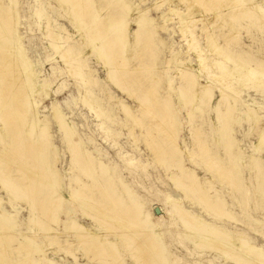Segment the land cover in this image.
<instances>
[{
    "label": "bare ground",
    "instance_id": "obj_1",
    "mask_svg": "<svg viewBox=\"0 0 264 264\" xmlns=\"http://www.w3.org/2000/svg\"><path fill=\"white\" fill-rule=\"evenodd\" d=\"M52 1L56 2L57 7L62 10L69 23L78 33L80 48L78 51L73 45H70L67 49H63L60 45L59 31L53 28L50 18L45 16L44 30L47 33L46 37L49 41V46L65 66L69 77L75 79L80 85L81 95L79 94V96L83 106L88 111L93 112L96 118H101L103 120L102 125H105L106 122H114L115 114H113L109 105L101 103V99H97V97L96 99L92 98L95 89L98 88L102 94H104L105 89H102L99 79L92 74L93 71L87 66L86 56L88 57L89 53L93 54L96 60L102 64L103 70L106 72L107 77L105 80L107 82L111 83L122 93L135 97L134 93H132L134 91H128L123 81H119L114 69L128 70V49L131 48V45H137L142 42L151 48V46H155L157 41H159V45H162L163 42L159 39L158 33L166 31V23L171 21L172 17L175 16L178 19V32L182 35L188 50L194 54L198 70L206 74L208 81L206 84L201 85L198 82L199 78L186 70L189 67L192 68L189 59L181 61L179 60L180 58L174 56V58L167 60V65H174L173 78H177L180 82V93L176 98L177 103H181L184 106L190 103L192 108L190 105L191 110L187 111V116H190L195 110H198L197 104L209 105L213 101L214 87L209 81H212L223 89L221 97L224 96L230 102L226 101V118L223 120L220 129L219 140L224 152V159L225 157L228 159V166L223 164V157L216 152L212 153L213 150L210 151L206 143L201 141L197 149H191V151H189L190 149H181L182 147H180L177 141L178 127L180 128V126L177 127L178 122L175 117L177 113L175 112L174 105L172 103L170 106L167 101H163L159 105V103L154 101L157 105V108L154 109L152 107V99H154L156 92L153 88L147 91L151 99L138 103L136 111L139 113L146 112V116L149 114L155 118L157 127H159L157 129L163 131L165 142L169 149L168 151L158 149L159 145L157 144L158 146H156V142L151 139H145L144 144L146 149L152 154L154 162L169 167L165 175L172 187L182 193L184 200H192L207 218L219 220L227 217L235 221L233 215L230 214L231 212H228L227 207L229 204L224 201L225 199H218L216 195L218 191L210 187L212 181H207L208 178H206V182L200 183L195 172L185 168L183 162L184 158H186L189 163L197 165V160L204 156L206 160L203 165L207 173H216L221 177L223 184L226 182L229 186L243 188L245 189L244 192H247L246 187L242 185V180L244 179L241 174L240 165L242 164V158L248 156H244L237 140L233 137V130L230 124L237 113L235 105L240 101V91L238 88H234L233 83L234 81L239 82L238 79L241 78L240 82H243L244 86L249 83L260 89L264 86V64H254L252 66L247 61L248 66L244 67V64L247 65V63L243 60L236 62L228 52H225L216 43L215 36L211 34L206 37V49L215 56L213 58L215 60L212 63L215 73L212 74L210 68H207V50L197 42L194 25L201 22L203 25L218 23L221 27H228L230 23H228V17L231 13L234 12L235 14V12H238L239 19L252 17L255 14L257 2L253 0H156L150 7L142 11L139 7L146 0H139L137 4L133 3V0H110L109 5H112L116 14L105 18L106 15L104 17V13L98 8L99 5H97L98 1L96 0ZM19 5V0H0V190L10 191L20 200L26 202L32 216L30 220L33 222V225L42 230L55 247L63 250V247L67 245L69 247L68 250H63L66 253H69L72 249V244H69V240L65 241L67 242L66 244H62L58 238L64 234H72L76 238L78 246L90 244L92 248L101 250L104 253V258L105 256L106 258L109 257L106 263L104 261L101 264H126L123 258L119 256V250L116 249L117 241L107 240L104 235L105 231H101L99 228L107 224L114 228L116 227L119 240L123 243L124 247H127L126 250L131 253V259L137 262V264H173L176 258L169 253L156 222L159 213H155V209L160 210V213L164 209L154 206L151 211L144 210L140 198L125 184L118 175L116 168H110L101 162L99 159L100 153L93 156L92 153L88 152L83 146L84 143L79 138L75 126L67 122L64 114L52 102V121L61 139L67 143L66 149L70 156L71 169H69L71 170V174L78 169L80 173L82 172L84 175L90 177L92 181L91 185L88 186L81 184L83 181L80 183L81 179L79 180V177L72 178L71 176L68 180L69 186L67 191H63V183L56 169V150L52 144L49 123L46 118L40 117L36 102L41 93L46 98L51 96L49 85L46 81L42 82L40 86L36 83L32 63L20 41L18 33V22L20 20ZM164 5L168 9L167 12L161 11V15L157 17L160 22L159 24L156 18L149 15V12L161 10ZM180 5L185 6V11H180ZM200 8H202L203 12H200ZM104 11L106 10L104 9ZM257 12H259L256 13L257 20L262 23L264 12L262 10ZM132 24L137 27L135 31H131L129 28ZM230 29L233 32H237L238 30L234 26L233 28L230 26ZM230 29L228 27L227 31ZM62 31H67L70 34V31L64 27H62ZM233 34L235 36V33ZM131 35L134 36L133 39L130 37ZM114 46H116V49L118 48L117 54L113 51L115 49ZM237 75L239 77L236 80ZM169 83L171 84V81ZM172 91L170 93L173 94ZM105 95L109 99L114 98L110 93H105ZM114 101L120 104V111L128 119L132 120L134 125L142 127L140 120L138 121L132 114L130 106L125 105L116 98ZM217 108L215 107L214 109ZM245 109L246 113L245 111L244 113L246 117L244 120L251 122V124L260 129L257 134V143L253 144L254 148H258L260 152L261 149H264V125L260 123V116L255 110ZM15 131L21 135L24 141L23 149L27 152L30 150L31 155L27 154L23 156L20 152H14L12 150L13 146L6 144V142L15 139ZM147 133L149 135L148 131ZM147 133L144 134V137H147ZM161 147L163 148L162 145ZM29 157L34 159V167L27 164ZM249 157L253 160L252 162L250 161L253 163L252 165L257 167V172L262 175V181L259 183L262 182L260 185H263L264 162L262 158L254 155H250ZM3 162L10 169L15 168L17 172L23 174V185L20 184L21 180L18 181L19 183L15 180L16 175L13 174L14 172H4V167H1ZM127 164L135 168L137 163L128 161ZM139 168L141 169L142 167L139 166ZM30 181H33L32 185ZM74 183L79 184L80 187L77 188L78 186L76 184L74 186ZM40 185L42 188L47 189V193L46 195L44 193L45 197L43 199H39L36 194ZM257 185L259 187V184ZM92 187L107 195L108 203L96 200L93 197ZM88 192L92 195L88 196ZM164 199L165 204L170 206V214L177 221V223L173 222L172 217L168 216L171 220L170 226L180 231V228L176 224L181 225L188 237L187 232L192 236L196 235L197 241L194 240V242L191 239L195 243V247L196 245L199 247L203 242L205 247L210 248L209 250H216L219 254L224 255L226 260L227 258H232L237 264H264V250L261 247L252 245L248 237L242 232L233 233L225 228H221V226L218 227L206 221L200 215L187 210L183 206V200L181 199H174L168 194H165ZM75 201L79 203L82 215L97 224L100 230H94L92 229L93 227L87 228L71 216V213L64 206L68 202L73 204ZM3 203L4 200L0 198V235L3 236L0 237L3 238L5 243L18 236L23 241L17 244L16 248H18V253L20 254L16 260L9 259L8 257L5 258L6 256H3L4 252L0 250V264H40V262L43 264H56L47 257L46 250L37 244L36 238L33 235H29L27 232L18 229L20 225L15 220V214H7L2 207ZM241 203H244V201ZM38 207L42 208L40 214L46 218V224H43V221L40 222L41 218L40 221L38 220L40 216H38ZM61 213L65 217V221L60 219ZM60 225H63V232L58 229ZM107 233L109 234V232ZM36 256L38 259H35ZM168 257H170L169 260Z\"/></svg>",
    "mask_w": 264,
    "mask_h": 264
},
{
    "label": "rangeland",
    "instance_id": "obj_2",
    "mask_svg": "<svg viewBox=\"0 0 264 264\" xmlns=\"http://www.w3.org/2000/svg\"><path fill=\"white\" fill-rule=\"evenodd\" d=\"M96 1H98V8L103 11L104 17L106 15L105 18L116 14V11L112 5H109L110 0ZM155 1L156 0H146L145 3L140 5L139 9L143 11L147 7H150V5H152V3ZM253 1L257 2V5L255 14L252 17H243L244 19H239V14H237L238 12H235V14L234 12L231 13L232 16L228 15L230 18H232L230 19L228 17V23L230 22L228 26L229 29L230 26L232 28L234 26L236 30L238 29L237 32H233L231 29L227 31L228 27H221V25L218 23H210L211 26L209 23L206 25H203L201 22L196 23L194 25V33L197 36V42L199 45L207 50L206 37L212 34L215 36L216 43L221 48H223L225 52H228L236 62L238 60H243L247 63L248 61V63L252 66L254 64H264V20L261 23L259 20H257L256 15V13H259L257 12L259 10L264 12V0ZM138 2L139 0H133V3L135 4ZM19 3L20 20L18 22V33L20 41L29 60L32 63L36 76V83L40 86L42 82L46 81L49 85V93L51 96L46 98L44 94L41 93L36 99V102L40 117L46 118L49 123V132L52 136V144L56 150V169L58 170V174L63 183V191H67L69 186L68 180L71 176L72 178L79 177V180L81 179L80 183L83 181L84 183L82 182L81 184L88 186L91 185L92 181L90 177L84 175L82 172L80 173L78 169L76 170L77 173L74 171V173L71 174L70 156L66 149L67 143L61 139V136L57 132L55 124L52 121V102H54L62 114H64L67 122H70L75 126L78 136L84 143L83 146L88 150V152L92 153L93 156H95L97 153H100L101 156L99 159L101 162L108 165L110 168H116L118 175L122 178L125 184H127L128 187L131 188L140 198V202L143 204L144 210L151 211L154 206H159L164 209L162 213H160L159 210L156 222L158 223V228L160 229L162 234L161 236L164 243L167 245L169 253L174 255L176 258L173 264L237 263L232 258V260L229 258L226 260L225 256L221 253L219 254V252H216V250H209L210 248L205 247L203 242V244L201 243L199 247H197V245L195 247L194 242L197 241L196 235H194V237L187 232L189 235L188 237L181 225L176 224L177 227L180 228V231H178L175 227L170 226L171 220L169 217H172L173 222L177 223V221L176 218L170 214V206L165 204V194H168L174 199L183 200L182 204L187 210L193 211L194 213L203 217L206 221L218 227L221 226V228H225L233 233L242 232L246 237H248V240L252 245L261 247L264 250V182L263 185H260L262 184V182L259 183L262 181V175L257 172V167L252 165L253 163L251 162L253 160L249 157L250 155H254L258 158H262V161L264 162V149H261L259 152V149L254 148L253 146V144L257 143V134L260 129L251 124V122L244 120L246 117L245 108H249L257 112V114L260 116V123L264 125V79L262 85L263 87H261L263 89L254 87L249 83L244 86V83L240 82L241 78L238 79V75L236 80L238 79L239 82L234 81L233 83L234 88H238L240 91V101L235 105L237 113L230 124L233 130V137L237 140L240 149L244 153V156H248L242 158V164L239 163L241 164L240 170L244 179L242 180V185L246 187L247 192H244L245 189L243 188L241 189L229 186V184L226 182L223 184L221 177L216 173H207L204 170L203 165L206 157L203 156L201 159L197 160V165L189 163L187 159L184 158L183 164L185 168L189 170L191 169V171L195 172V175L198 177L200 183L206 182V178H208L207 181H212L210 187L213 190L215 189V191H218L216 193L218 199H225L224 201L229 204L227 207L228 212H231L230 214L233 215L235 221L227 217H223V219L219 220H214L215 218H207L204 213L201 212L202 210L197 206V204L192 202V200H184L182 193L172 187L170 181L165 175L169 167L162 166L152 160V154L145 147V139L154 140L156 142V146H160L157 147L158 149L160 148L162 150L168 151L169 148L165 142V135L162 130L157 129L159 127H157L158 125L155 118L149 114L146 116V112L139 113L136 111L138 103L151 99V97L148 96L147 91L148 89L153 88L156 92L154 99H152L153 104L156 102L160 105V103L163 101H167L170 106L172 103L174 105L175 112L177 113L175 116L176 121L178 122L177 127L180 126V128L178 127L177 141L180 147H182L181 149H190L189 151H191V149H197V146L203 142L206 143V146L210 151L213 150L212 153L216 152L224 159V152L220 144L219 133L223 120L226 118V101L230 102V100L224 96L221 97V92L223 89L214 84L212 81H209L214 87L213 101L209 105L197 104L198 110H195L190 116H187V111H189V109L191 110L192 105L189 103L184 106L181 103L178 104L176 100L177 95L180 93V82L177 78H173L174 65H167V60L174 58V56L176 58H180L179 60L181 61H187L189 59L192 68L189 67L186 70L199 78L198 82L201 85L206 84L208 81L206 74L198 70L197 61L194 57V54L192 51L188 50L182 35L178 32V19H176L175 16L172 17V20L166 23V31H161L158 33L159 39L163 42L162 45H159V41L155 43V46H151V48L144 45L142 42L138 43L137 45H131V48L128 49V70H120V68L114 69L119 81H123V84L128 91H134L132 93H134L135 97H130L129 95L122 93L111 83L107 82V80H105L107 77L106 72L103 70L102 64L96 60L93 54L89 53L88 57L86 56L85 59L87 66L91 71H93L92 74L99 79L102 89H105L104 94H102L101 91L99 92L98 88L95 89L92 98L96 99L97 97V99H101V103L104 105H109L113 114L116 115H114V122H106L105 125H102L103 120L101 118H96L93 112L88 111L83 106L79 96V94L81 95L80 85L75 79L69 77L65 66L62 62H60L52 48L49 46V41L46 37L47 33L44 30L45 16L50 18V23L53 28L59 31L61 47L63 49H67L70 45H73L75 49L79 51V35L74 30V27L69 23L62 10L57 7L55 1L19 0ZM104 9L106 11H104ZM167 9V6L164 5L161 10L159 9L150 11L149 15L153 18H156L157 22H159L157 17L161 15V11L167 12ZM179 9L182 12L185 11L186 8L184 5H180ZM199 10L200 12H203L202 8ZM62 27L70 31V34L67 31L63 32ZM129 28L131 31H135L137 29L134 24L130 25ZM233 33H235V36ZM130 37L133 39L134 36L131 35ZM114 48L115 49L113 51L115 54H117L118 48L116 49V46H114ZM206 58L207 68H210V72H212V74L215 73L214 69L212 68L213 60H215L213 58H215V56H213L207 50ZM248 63L247 65L244 64V67H247ZM170 81L171 84L169 83ZM170 91H172L173 94L170 93ZM105 93H110V95H112L114 98L109 99ZM115 98L132 108V114L138 119V121L140 120L142 127H139V125H134L132 120L128 119L122 113V111H120V104L114 101ZM153 104L152 107L156 109L157 105L155 104L153 106ZM215 107L218 108L214 109ZM146 130L149 132V135ZM145 133H147V137H144ZM14 134L15 139L13 141L10 140L6 142V144L13 146L12 150L14 152H20L23 156L27 154L31 155L30 150L27 152L23 149L24 141L22 140L21 135L16 131ZM128 161L136 162L137 164L135 168L130 167L127 164ZM4 163L5 162H3L1 165V167H4V172H14L13 174L16 175L15 180L17 182L21 180L22 183L20 181V184L23 185V174L17 172L15 168L10 169L9 166ZM27 164L29 166L32 165L31 167H34V159L29 157ZM223 164L228 166V159L226 157L223 161ZM139 166L142 168L140 169ZM30 183L32 185L33 181H30ZM75 184L78 186L77 188L80 187V185L77 183H74V186ZM257 184H259V187ZM41 188L42 186L40 185L38 187V191H36V194L38 195L37 197L39 199H43L47 193L46 188ZM92 191L93 197L96 198V200L108 203L107 195L101 193L99 190L93 187ZM244 193H247V195ZM87 195L91 196L92 194L88 192ZM16 197L17 196L12 194L10 191L6 192L0 190V198L4 200L2 206L4 211L9 215L15 214V220L20 225L18 229L20 231L27 232L29 235H33L36 238L37 244L46 250L47 257L50 260L54 261L56 264H101V262H107L109 257L106 258L105 256L104 258V253L101 250L92 248L90 244H86L87 246L85 244L78 246L77 240L72 234H64L58 238L62 244H66V240L70 241L69 244H72L73 246L70 250L71 252L69 251V253H66L63 251L64 249L68 250L69 247L67 245L63 247V250L55 247V245L45 236L44 232L38 229V227H35L33 222H31L30 219L32 216L30 214V210L28 209L27 203ZM243 201L244 203H241ZM64 207L67 211H69V213H71L72 217L78 220L79 223L85 227H93L92 229L94 230L101 229V231H105L104 235L107 240L114 242L117 241L116 249L119 250L118 254L123 258L126 264H137V262L131 259V253L126 250L127 247H124L123 243L119 240L116 227L114 228L107 224L104 225L105 227H99L97 224L82 215V212H80V205L76 201L73 204L68 202ZM38 209V216L40 215L39 218L37 216L38 220L40 221L41 218L40 222L43 221L42 223L46 224V218L40 214L42 208L38 207ZM60 219L64 221L66 220L62 213L60 214ZM258 223L260 224L258 225ZM62 228L63 225L58 227L61 232H63ZM112 229L116 232H113ZM107 232H109V234ZM1 237L0 250L4 252L3 256H6L5 258L8 257L9 259L11 258L12 260H16L20 254L18 253V248L16 247L19 242L21 243L23 241L22 238L18 236L12 240H9L8 242L6 241L5 243ZM191 239L195 241L193 242ZM82 247H84V251L86 250L85 252L82 250ZM92 253L95 255V257H93ZM35 259H38V257L36 256ZM169 259L170 257H168V260ZM40 264L43 263L40 262Z\"/></svg>",
    "mask_w": 264,
    "mask_h": 264
},
{
    "label": "water",
    "instance_id": "obj_3",
    "mask_svg": "<svg viewBox=\"0 0 264 264\" xmlns=\"http://www.w3.org/2000/svg\"><path fill=\"white\" fill-rule=\"evenodd\" d=\"M159 212V210L158 209H155V213H158Z\"/></svg>",
    "mask_w": 264,
    "mask_h": 264
}]
</instances>
